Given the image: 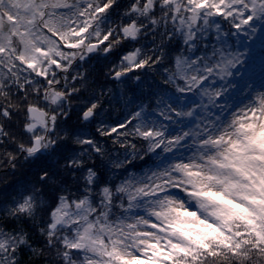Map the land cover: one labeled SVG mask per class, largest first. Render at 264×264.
I'll use <instances>...</instances> for the list:
<instances>
[{"label":"clouds","instance_id":"1","mask_svg":"<svg viewBox=\"0 0 264 264\" xmlns=\"http://www.w3.org/2000/svg\"><path fill=\"white\" fill-rule=\"evenodd\" d=\"M0 264H264V0H0Z\"/></svg>","mask_w":264,"mask_h":264}]
</instances>
